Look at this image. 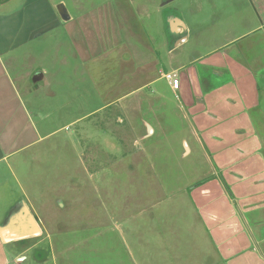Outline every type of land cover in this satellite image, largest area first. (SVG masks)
<instances>
[{"label":"rangeland","instance_id":"1","mask_svg":"<svg viewBox=\"0 0 264 264\" xmlns=\"http://www.w3.org/2000/svg\"><path fill=\"white\" fill-rule=\"evenodd\" d=\"M5 1L0 0V12ZM13 1V6L20 5L21 0ZM50 1L58 7L61 3L57 11L61 20L62 11L79 16L94 6L113 2ZM167 2L170 0H129L122 4L139 10L154 40L160 55L154 78H161L162 72L177 74L161 71H172L177 66L169 67V62L176 61L168 59L169 34L162 28V11L167 7L162 5ZM252 2L170 3L167 10L179 11L189 28L184 65H193L197 87L205 84L204 69L213 66V56L205 57L210 52H218L215 53L225 62L227 55L236 54L243 62L257 59L264 64L260 32L247 35L232 46L230 43L232 37L259 26L257 10L262 6L257 8ZM58 30H49L43 40L19 51L15 56H19L18 64L12 67L16 77L31 75L24 76L26 81L20 82L19 87L46 138L33 150L0 166V228L13 211L29 200L43 218L39 224H43L44 233L29 242L37 247L25 256L21 250L26 244H3L0 239V264H129L131 254L139 262L131 264L225 263L221 252L219 259L214 255L211 260L213 250L205 241L206 236L195 232L199 224L186 188L207 177L210 166L195 144L190 123L180 112V103L168 90L167 81L160 80L150 88L154 93L149 94L156 98L146 94L142 103L139 99L140 110H122L115 105L100 110L104 103L112 104L130 90L126 88L125 92L105 98L106 89L120 74L118 58L112 54L108 60L91 62L89 78L86 72L84 75V67L78 65L64 33ZM195 56L204 57L194 61ZM42 70L46 76L39 81L36 76ZM213 77H205L213 84L203 94L204 110L213 108L222 115L229 114L223 95L224 89L232 86L231 80L217 82ZM150 109L154 110L153 116ZM153 118L162 130L158 127L155 134L147 136L150 124H145V120L153 122ZM209 123L204 124L210 126ZM250 135L251 132L247 137ZM233 138L240 140L230 137L232 141ZM185 142L192 149L190 154L186 153ZM55 199L75 201L74 209L63 210L59 219H51L50 202Z\"/></svg>","mask_w":264,"mask_h":264},{"label":"crops","instance_id":"2","mask_svg":"<svg viewBox=\"0 0 264 264\" xmlns=\"http://www.w3.org/2000/svg\"><path fill=\"white\" fill-rule=\"evenodd\" d=\"M251 1H254L252 4L257 8L262 6L257 10L259 26L232 37L231 46L237 40L259 32L264 40V0ZM124 2L129 3V0ZM124 2L113 0L100 4L79 16L68 15L69 20L59 19L60 13L57 11L61 3L58 7V4L50 0H21L19 6H13L16 4L13 0L4 2V10L0 12V166L33 150L46 138L38 128L19 87L20 82L26 81L27 77L24 76L31 75L16 77L12 67L18 64L16 60L19 56L15 57L16 54L43 40L49 30L59 28L58 31L64 33L78 65L84 67V75L86 72L88 77V66L94 60H108L112 54L118 58L120 74L114 80L115 83L106 89L105 98L125 92L126 88L130 90L114 103H104L100 110L114 105L122 110H140L139 99L142 103L146 100L143 99L146 94L149 98H156L149 94L154 93L150 88L160 80L167 81L164 72L161 78H154L160 55L145 28L142 14L132 6L125 7L122 5ZM171 2L162 5L167 6L162 11V28L169 34L168 59L170 61L175 58L176 61L169 62V67L171 64L177 66L172 71L169 68L161 71L177 72L179 88L173 89L167 81L168 90L178 99L179 110L185 114L184 118L192 128L194 142L210 166L207 177L194 181L196 184H188L185 189L199 224L195 232L206 236L205 241L213 250L211 260L214 255L219 259L220 252L223 254L225 263L217 261L209 264H264V64L257 59L255 62L259 64L243 62L236 54H226L228 58L225 62L216 54L218 52H210L205 57L213 56V66L204 69L202 78L205 84L197 87L193 65L190 62L184 65V48L189 43V28L179 11L167 10ZM156 21L161 22L158 19ZM203 57L195 56L192 60L199 61ZM211 75L215 76L213 79H217V82L220 79L231 80L232 86L224 89L223 95L229 114L222 115L213 108L204 110L203 94L211 89L213 81L208 79ZM45 76L46 71L42 70L36 77L44 81ZM97 94L99 98L102 97ZM153 112L149 110L151 116ZM208 121L210 123L207 125L210 126H205L204 123ZM146 123L151 125L147 126V136L155 134L158 127L162 130V125L155 118L153 122L145 120ZM250 132L252 135L247 137ZM231 136L240 137V140L237 142V138H233L232 141ZM185 145L186 153L190 154L192 149L187 142ZM74 202L70 200L66 203L60 199L51 201V219H59L63 210L74 209ZM82 202L86 203V197L82 198ZM22 207H26L35 219L39 235L10 243L0 239L3 244H26L21 250L25 256L37 247V244L30 246L29 242L40 237L44 227L39 224L43 218L34 211V204L29 200L23 202L11 216ZM196 245L198 250V243ZM131 256L129 264L139 263Z\"/></svg>","mask_w":264,"mask_h":264},{"label":"water","instance_id":"3","mask_svg":"<svg viewBox=\"0 0 264 264\" xmlns=\"http://www.w3.org/2000/svg\"><path fill=\"white\" fill-rule=\"evenodd\" d=\"M64 20H69V16L61 12ZM39 235V229L35 219L31 216L26 207L10 216L6 225L0 229V237L4 243L21 241Z\"/></svg>","mask_w":264,"mask_h":264},{"label":"built area","instance_id":"4","mask_svg":"<svg viewBox=\"0 0 264 264\" xmlns=\"http://www.w3.org/2000/svg\"><path fill=\"white\" fill-rule=\"evenodd\" d=\"M165 78L170 83L173 89L177 90L179 88V80L176 78L175 74L165 75Z\"/></svg>","mask_w":264,"mask_h":264}]
</instances>
